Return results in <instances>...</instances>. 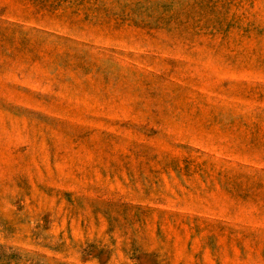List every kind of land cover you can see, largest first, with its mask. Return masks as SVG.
Wrapping results in <instances>:
<instances>
[{
  "label": "rangeland",
  "instance_id": "1",
  "mask_svg": "<svg viewBox=\"0 0 264 264\" xmlns=\"http://www.w3.org/2000/svg\"><path fill=\"white\" fill-rule=\"evenodd\" d=\"M0 264H264V0H0Z\"/></svg>",
  "mask_w": 264,
  "mask_h": 264
}]
</instances>
